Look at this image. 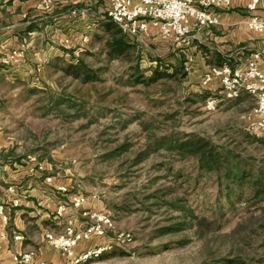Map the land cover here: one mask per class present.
<instances>
[{
    "label": "rangeland",
    "instance_id": "374dc122",
    "mask_svg": "<svg viewBox=\"0 0 264 264\" xmlns=\"http://www.w3.org/2000/svg\"><path fill=\"white\" fill-rule=\"evenodd\" d=\"M62 9L90 21L101 10V1L86 0ZM94 26L95 22L86 26V44L78 47L72 36L67 48L55 46L61 56L51 61L81 58ZM144 39L138 44L145 77L150 67L177 63L185 76L134 85L127 65L104 55L85 58L99 71V80L92 84L64 77L60 66L46 64L43 72L33 69L22 77L8 70L13 64L2 63L0 89L10 97L5 106L0 105V139L10 142L4 156L18 164L40 165V174L49 173L57 183L69 184V193L57 195L68 207L74 196L87 199L77 214L83 209L104 214L117 231L132 235L131 243L102 254L100 263L264 264V205L230 215L213 176L198 177L193 162L177 161L155 147L166 137L196 136L245 148V156L264 161V148L237 136L239 131L264 135L251 128L254 99L237 104L239 99L223 100L216 86L201 88L204 69L197 63L192 42H167L157 34ZM209 99L218 100L214 111L206 110ZM61 219H52L47 234H62L67 223H60ZM77 222L79 229L84 228L83 218Z\"/></svg>",
    "mask_w": 264,
    "mask_h": 264
},
{
    "label": "crops",
    "instance_id": "0c3cea01",
    "mask_svg": "<svg viewBox=\"0 0 264 264\" xmlns=\"http://www.w3.org/2000/svg\"><path fill=\"white\" fill-rule=\"evenodd\" d=\"M84 1L86 2L53 0L52 10L43 12L40 0H0V67L3 66L4 57L16 51L14 61L9 62L14 66L8 70L19 72L18 76H28L33 73V69L43 72L51 58L57 54L61 56L55 46L67 48L66 44H70L72 36L76 37L78 47L82 46L81 36L86 33V26L98 21L102 10H98L97 15L92 16L89 21L80 14L75 18L76 14L72 15L62 8L81 6ZM250 1L231 0L228 9L216 10L219 25L210 29H196L191 33L192 50L199 58L197 63L203 65V73L210 68L202 60L203 47L232 57L235 59V65L231 68L236 69L244 68L250 55L262 48V37L246 28V21L251 16L246 10V5ZM89 22L92 23L89 25ZM29 25L31 30H27ZM152 34L156 32L150 29V35ZM0 72L4 71L0 69ZM15 79L23 80L21 77ZM9 99L7 92L4 93L0 89V105L5 106L6 100ZM8 146L10 142L0 139V206L3 207L0 214V264H19L14 257L25 254L31 255V264H63L65 259L45 242L44 236L50 231L47 225L55 219H51V216L60 204L66 202L59 200L57 195L69 193V184L57 183L54 178L48 177L49 173L40 174V165L32 163L26 166L6 158L4 153L8 152ZM46 179H50V183H46ZM76 197L78 196H74L70 201ZM15 200L17 205L14 206ZM79 210L73 209L72 206L67 207L60 223L70 222L74 224L72 225L75 229H79L81 225H78L77 220L82 219L81 214L85 212L83 209L81 214H77ZM15 236L21 239L15 241ZM104 243L105 241L100 239L83 242L74 249L75 255ZM94 262L105 264L102 261L100 263L99 258Z\"/></svg>",
    "mask_w": 264,
    "mask_h": 264
},
{
    "label": "built area",
    "instance_id": "2783aa9c",
    "mask_svg": "<svg viewBox=\"0 0 264 264\" xmlns=\"http://www.w3.org/2000/svg\"><path fill=\"white\" fill-rule=\"evenodd\" d=\"M102 15L116 24L123 34L136 42H144V38L153 29L157 36L167 42H191V33L196 29H210L219 25L216 10H226L231 0H100ZM41 8L50 12L53 0H40ZM251 16L246 21L249 32L262 37V48L250 55L244 68L210 67L200 78V87L213 90L216 86L225 101H235L248 95L255 101L252 110L254 132H264V0H251L246 5ZM75 15V12H72ZM144 39V40H143ZM86 34L81 36V44H86ZM16 57V51L4 57L3 63L8 64ZM218 100L209 99L207 111H214ZM46 183L50 179L45 180ZM87 199L79 196L70 201L73 209L85 205ZM14 206L17 201H14ZM68 203L57 207L55 218H60L67 209ZM3 207L0 206V214ZM85 220L84 228L75 229L69 222L61 235L45 234L46 242L65 259L63 264H90L106 252L119 246L131 243L130 233H122L115 229L113 222L104 214H81ZM111 233L112 236H107ZM15 236L14 240H20ZM92 239L104 240L105 243L91 250L75 255L74 249L83 242ZM14 260L19 264H31V255H17ZM45 264V263H41Z\"/></svg>",
    "mask_w": 264,
    "mask_h": 264
},
{
    "label": "trees",
    "instance_id": "16d2710c",
    "mask_svg": "<svg viewBox=\"0 0 264 264\" xmlns=\"http://www.w3.org/2000/svg\"><path fill=\"white\" fill-rule=\"evenodd\" d=\"M68 8L71 9V7ZM94 27L92 39L87 46H84L85 48L83 47L81 58L66 61L56 57L47 65L51 64L52 67L60 66V71L64 77H69L85 84H92L99 80L97 76L99 71H94L90 64L85 62V58H94L97 55H104L107 60H118L126 64L129 70L128 76L134 85L149 86L160 80H173L177 77V74L182 77L185 76L182 69L183 66L177 63L176 65L150 67L146 70L150 72V75L145 77L144 72L140 70L138 42L126 37L116 24L106 19L103 15L95 22ZM31 29L32 27L29 25L27 30ZM87 38L89 40L88 36ZM61 50L64 54L70 53V51L65 49ZM202 53L206 65L209 67L222 68L235 65V59L228 55L220 54L215 49L203 47ZM249 102L252 103V97L246 95L239 99L237 104ZM56 104L58 105L59 102ZM239 135L242 136L243 142L254 144L257 146L256 148H264V135L257 137L242 133V131L237 132V136ZM155 144V147L162 149L166 156L172 157L177 161L190 160L193 162L194 169L198 172V177H204V175L213 176V183L218 188L219 198L226 202L228 206L226 211L230 215L264 205V161L258 162L251 155L245 156V148L238 150L235 145V148L218 145L211 140L196 136H185L183 138L166 137ZM238 145L240 146L241 144ZM177 176L182 175L178 174ZM216 202H218L217 207L221 206L219 199ZM189 218H193L192 215H189Z\"/></svg>",
    "mask_w": 264,
    "mask_h": 264
}]
</instances>
